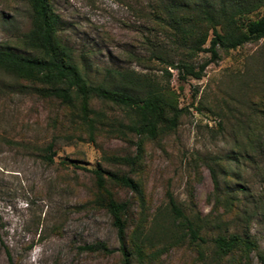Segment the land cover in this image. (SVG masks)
<instances>
[{
  "label": "rangeland",
  "instance_id": "rangeland-1",
  "mask_svg": "<svg viewBox=\"0 0 264 264\" xmlns=\"http://www.w3.org/2000/svg\"><path fill=\"white\" fill-rule=\"evenodd\" d=\"M152 2L52 0V6L60 19L61 39L76 59L87 61L92 77L101 79L106 69L148 75L174 92L179 107L186 109L173 134L145 145L141 169L145 208L140 215L134 202L131 215L135 221L144 220L142 238L150 241L148 252L155 254L149 263L237 264L215 256V233L203 231V243L194 244L171 235L167 196L188 218L202 224L222 216V210L213 211L209 169L195 156L201 160L230 156L243 125L264 135V121L251 109L264 95V40L220 51V59L209 62L200 80L181 82L175 70L166 68V74L165 66L154 59L138 64L137 58L149 57V43L155 42L148 21ZM29 29L27 0H0V50L22 51L21 40ZM209 57L201 53L193 62L200 65ZM92 108L105 110L99 102ZM105 111L108 119L124 118L118 110ZM70 125L69 112L57 101L43 99L26 83L0 74V264H9V259L11 264H120L111 218L93 206L91 171L98 164L106 167L101 163L104 153L132 154L134 148L101 133L94 143L86 140V134L78 142L79 133H73ZM51 152L52 164L44 159ZM224 167L227 176H221V188L235 193L233 209L244 215L229 231L248 234L264 254V147L256 153L248 150ZM117 196L132 199L133 194L121 190ZM96 243L112 253L81 250ZM249 261L259 264L254 254Z\"/></svg>",
  "mask_w": 264,
  "mask_h": 264
},
{
  "label": "trees",
  "instance_id": "trees-1",
  "mask_svg": "<svg viewBox=\"0 0 264 264\" xmlns=\"http://www.w3.org/2000/svg\"><path fill=\"white\" fill-rule=\"evenodd\" d=\"M27 4L30 29L22 37V51L0 50V74L26 83L43 99L57 101L69 112L71 130L79 133L76 136L78 142H83L82 135L86 134V140L94 143L95 135L101 133L134 148L132 154H103L101 163L106 167L98 164L91 171L92 202L111 218L120 264H150L155 254L148 252L150 241L142 238L144 220L138 218L135 221L131 215L134 202L138 203L140 215L145 208V191L141 182L145 145L173 134L186 109L179 107L174 92L163 88L148 75L133 70L106 69L101 79L92 77L87 61L76 59L73 50L61 39L60 19L52 0H27ZM148 11L155 42L149 43V57L137 58L140 59L138 64L154 59L165 66L166 74H169L166 68L175 70L181 82L200 80L209 62L220 59V51L228 53L264 40V0H153ZM201 53L209 54V61L194 64ZM143 59L147 61L143 62ZM262 96L251 109L264 121ZM93 102H99L105 110L120 111L124 118L112 115L108 119L105 110L92 108ZM254 128L249 124L239 128L241 139L235 141L236 151L224 159L201 160L195 156L209 169L213 183V211L222 210V216H215L202 224L197 219L188 218L167 194L166 211L173 225L171 235L182 240L188 238L189 243L194 244L196 241L203 243L200 237L203 231L207 235L215 233L212 237L215 256L231 258L237 264H250L249 258L253 254L259 264H264V254L259 252L256 242L248 234L229 231L233 221L243 220L244 215L235 213V193L223 191L220 178L227 176L224 164L238 159L248 150L256 153L264 147L263 131ZM66 138L70 140L69 136ZM54 154L51 152L48 156L45 153L44 159L52 164ZM121 190L133 194L132 199H119L117 194ZM130 227L133 229L128 235ZM81 250L112 253L103 243L87 245Z\"/></svg>",
  "mask_w": 264,
  "mask_h": 264
}]
</instances>
